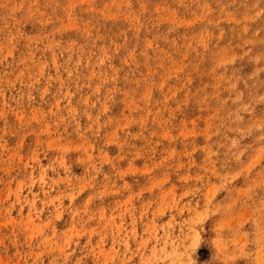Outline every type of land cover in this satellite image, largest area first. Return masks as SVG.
<instances>
[{
  "label": "rangeland",
  "instance_id": "obj_1",
  "mask_svg": "<svg viewBox=\"0 0 264 264\" xmlns=\"http://www.w3.org/2000/svg\"><path fill=\"white\" fill-rule=\"evenodd\" d=\"M0 264H264V0H0Z\"/></svg>",
  "mask_w": 264,
  "mask_h": 264
}]
</instances>
